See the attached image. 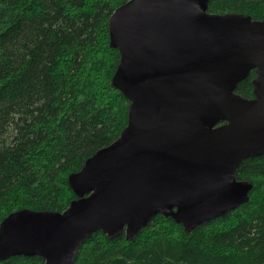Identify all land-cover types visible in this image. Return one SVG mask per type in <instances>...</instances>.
Masks as SVG:
<instances>
[{
	"label": "water",
	"instance_id": "water-1",
	"mask_svg": "<svg viewBox=\"0 0 264 264\" xmlns=\"http://www.w3.org/2000/svg\"><path fill=\"white\" fill-rule=\"evenodd\" d=\"M211 0H130L111 16L130 102L120 138L69 177L62 212L24 209L0 231V262L75 264L95 233L137 238L158 215L190 233L250 200L241 164L264 155V21L208 13ZM255 71L254 98L235 93Z\"/></svg>",
	"mask_w": 264,
	"mask_h": 264
},
{
	"label": "trees",
	"instance_id": "trees-1",
	"mask_svg": "<svg viewBox=\"0 0 264 264\" xmlns=\"http://www.w3.org/2000/svg\"><path fill=\"white\" fill-rule=\"evenodd\" d=\"M130 0H0V231L18 211H66L69 177L117 141L130 102L114 87L121 61L112 14ZM208 13L264 21V0H211ZM252 71L235 93L254 98ZM248 203L188 233L158 215L133 241L95 233L75 264H264V155L244 161ZM0 264H45L13 257Z\"/></svg>",
	"mask_w": 264,
	"mask_h": 264
}]
</instances>
